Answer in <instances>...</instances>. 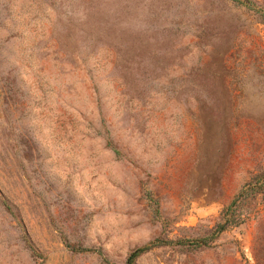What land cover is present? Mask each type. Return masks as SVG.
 <instances>
[{"label": "rangeland", "instance_id": "374dc122", "mask_svg": "<svg viewBox=\"0 0 264 264\" xmlns=\"http://www.w3.org/2000/svg\"><path fill=\"white\" fill-rule=\"evenodd\" d=\"M146 246L264 264V0H0V264Z\"/></svg>", "mask_w": 264, "mask_h": 264}, {"label": "trees", "instance_id": "16d2710c", "mask_svg": "<svg viewBox=\"0 0 264 264\" xmlns=\"http://www.w3.org/2000/svg\"><path fill=\"white\" fill-rule=\"evenodd\" d=\"M106 144L108 146H110L113 150V152L116 155H119L120 152L119 150L114 146V144L111 142L110 139L106 140ZM244 200V196H243V192L239 193L236 197H234V199L230 202V204L228 205L226 211H230V214L224 218H222L221 221H219L215 227L213 228V231L211 233V240L217 238L223 231H225L227 229V227L233 223H237L238 221H240L241 216L239 214H236L237 210L241 207L242 202ZM168 240H161V239H157L156 240V244L157 242L159 244H166ZM170 241V240H169ZM196 242L194 243L195 246L197 247H201V246H205L208 244V239L205 238H198L197 240H195ZM154 242L151 244L152 246L156 245ZM73 251H83L85 250L84 248H81L79 246H75V245H71V244H67ZM147 248H149V246L146 247H142L138 250H135L133 253L130 254L127 264H132L133 260L136 258V256L141 253L142 251L146 250Z\"/></svg>", "mask_w": 264, "mask_h": 264}]
</instances>
